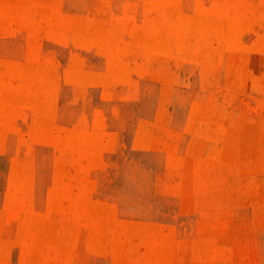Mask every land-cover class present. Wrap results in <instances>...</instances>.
I'll return each instance as SVG.
<instances>
[{"label": "rangeland", "instance_id": "obj_1", "mask_svg": "<svg viewBox=\"0 0 264 264\" xmlns=\"http://www.w3.org/2000/svg\"><path fill=\"white\" fill-rule=\"evenodd\" d=\"M0 264H264V0H0Z\"/></svg>", "mask_w": 264, "mask_h": 264}, {"label": "bare ground", "instance_id": "obj_2", "mask_svg": "<svg viewBox=\"0 0 264 264\" xmlns=\"http://www.w3.org/2000/svg\"><path fill=\"white\" fill-rule=\"evenodd\" d=\"M45 91V90H44ZM3 107H5L4 105H3ZM5 111V110H4Z\"/></svg>", "mask_w": 264, "mask_h": 264}]
</instances>
